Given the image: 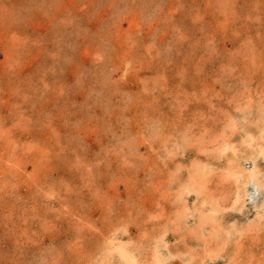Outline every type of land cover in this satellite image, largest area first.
I'll return each mask as SVG.
<instances>
[{
	"label": "rangeland",
	"instance_id": "rangeland-1",
	"mask_svg": "<svg viewBox=\"0 0 264 264\" xmlns=\"http://www.w3.org/2000/svg\"><path fill=\"white\" fill-rule=\"evenodd\" d=\"M0 264H264V0H0Z\"/></svg>",
	"mask_w": 264,
	"mask_h": 264
}]
</instances>
